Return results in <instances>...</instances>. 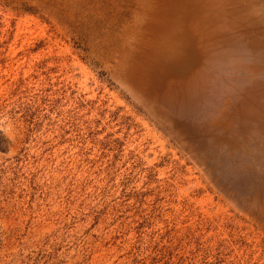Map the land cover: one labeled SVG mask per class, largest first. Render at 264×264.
I'll use <instances>...</instances> for the list:
<instances>
[{
    "label": "rangeland",
    "instance_id": "1",
    "mask_svg": "<svg viewBox=\"0 0 264 264\" xmlns=\"http://www.w3.org/2000/svg\"><path fill=\"white\" fill-rule=\"evenodd\" d=\"M0 264H264V0H0Z\"/></svg>",
    "mask_w": 264,
    "mask_h": 264
},
{
    "label": "bare ground",
    "instance_id": "2",
    "mask_svg": "<svg viewBox=\"0 0 264 264\" xmlns=\"http://www.w3.org/2000/svg\"><path fill=\"white\" fill-rule=\"evenodd\" d=\"M176 59H178V58H176ZM182 63H183V61L182 60H180ZM186 62V61H185ZM175 64V65H174ZM172 65H174V66H176V67H182V66H180V64L179 63H176V62H173V64ZM221 66H223V62H221ZM181 69H183V68H181ZM179 71H180V68H179ZM181 71H184V70H181ZM190 71V70H189ZM196 73V72H195ZM191 74V73H190ZM191 77V76H190ZM188 79V78H187ZM189 80V79H188ZM183 82V81H182ZM190 87H189V85H187V87L186 88H183V89H180V90H178L176 93H174L173 94V96H175V100H177L178 98H182L183 100H186L187 101V99L189 100V102H190V100L191 99H193L192 98V91H191V93H190ZM170 95V94H169Z\"/></svg>",
    "mask_w": 264,
    "mask_h": 264
}]
</instances>
